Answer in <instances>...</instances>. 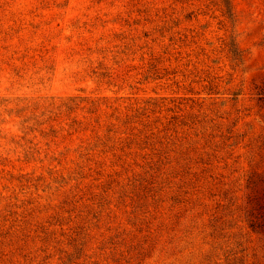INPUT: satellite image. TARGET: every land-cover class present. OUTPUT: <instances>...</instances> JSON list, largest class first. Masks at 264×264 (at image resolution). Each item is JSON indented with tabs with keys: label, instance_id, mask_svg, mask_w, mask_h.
Returning a JSON list of instances; mask_svg holds the SVG:
<instances>
[{
	"label": "rangeland",
	"instance_id": "obj_1",
	"mask_svg": "<svg viewBox=\"0 0 264 264\" xmlns=\"http://www.w3.org/2000/svg\"><path fill=\"white\" fill-rule=\"evenodd\" d=\"M0 264H264V0H0Z\"/></svg>",
	"mask_w": 264,
	"mask_h": 264
},
{
	"label": "trees",
	"instance_id": "obj_2",
	"mask_svg": "<svg viewBox=\"0 0 264 264\" xmlns=\"http://www.w3.org/2000/svg\"><path fill=\"white\" fill-rule=\"evenodd\" d=\"M250 226L253 227V224H251Z\"/></svg>",
	"mask_w": 264,
	"mask_h": 264
}]
</instances>
